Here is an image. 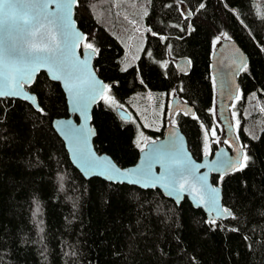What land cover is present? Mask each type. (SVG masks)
I'll list each match as a JSON object with an SVG mask.
<instances>
[{
    "label": "trees",
    "instance_id": "16d2710c",
    "mask_svg": "<svg viewBox=\"0 0 264 264\" xmlns=\"http://www.w3.org/2000/svg\"><path fill=\"white\" fill-rule=\"evenodd\" d=\"M137 13H144V47L125 67L126 49L114 33ZM75 18L87 34L82 47L97 50L105 95L131 115L121 118L103 100L93 111L97 150L124 167L163 136L169 120L198 159L230 148L212 56L222 41H237L248 63L230 110L248 166L213 175L231 211L214 224L187 198L177 205L159 189L85 179L52 125L69 116L65 94L40 73L28 90L42 112L0 100V264H264V0H78ZM181 58L191 64L185 74L176 68ZM174 97L195 113L170 116Z\"/></svg>",
    "mask_w": 264,
    "mask_h": 264
},
{
    "label": "water",
    "instance_id": "95a60500",
    "mask_svg": "<svg viewBox=\"0 0 264 264\" xmlns=\"http://www.w3.org/2000/svg\"><path fill=\"white\" fill-rule=\"evenodd\" d=\"M29 2L35 5L34 8L29 10V14H39L44 27L36 35H31V33L23 35L20 37V42L24 45L29 43L39 44L42 39L41 34L46 31H52L63 48L65 45L63 32L65 29L60 25L49 24L48 20H45L44 17L51 19L57 14L64 16L65 23L68 25L67 30L73 34L70 45L74 52L71 59L75 65V69L72 77L66 79L62 73L49 72L48 66L39 67L34 73H31L30 78L28 75L24 76V87L21 89V95L16 97H0V100H23L31 104L36 110H40L41 106L37 95L29 91L28 87L33 86L40 73H45L50 80L60 84L68 106L69 116L55 118L52 123L53 128L64 141L72 164L85 179L98 177L110 183L128 184L144 190L159 189L165 197L172 199L177 205H180L187 198L194 208L204 211L209 221L213 218H215V221H225L230 218L231 211L229 208L227 209L230 215H223L220 212V209L225 208L223 190L220 186L213 183L212 177L213 175H223L235 170L227 164L220 167L218 171L214 170L217 161L231 160L234 163H239L244 156L243 148L235 133L230 110L231 103L237 98L239 93V74L248 63V56L238 42L235 40L222 41L216 47L212 56V75L216 85L218 117L225 131L226 142L231 149L223 145L213 154H207L202 159H198L190 150L184 133L169 120L163 136L154 140L155 143L150 141L144 146V150L140 151L138 162L135 165L124 167L117 163L110 155L98 151L95 146L94 140L97 131L92 125L93 111L95 106L103 99L97 96L95 100H91V95L95 94L92 92V88H95V92L102 91L104 94H106L107 89H104L103 86L106 83L99 76L95 67L94 58L96 52L92 53L91 50L82 47L83 43L87 41V34L79 28L75 18L78 0H59L60 3L67 5V7L60 9H57L56 4L51 3V0H29ZM44 4H48L47 9L43 8ZM32 31H36V29H32ZM3 40V33L0 32V47H2ZM176 68L179 74L189 72L191 68L189 59L181 58L177 60ZM21 69L22 65L8 63L0 56V90H10L8 85L12 83L13 77L16 79L20 78L22 75ZM53 75H60L61 79L55 80L52 78ZM92 78L95 80L94 85L91 83ZM70 85L74 86L75 90L79 91L81 96L88 101L86 107L82 105L79 110L76 109V100L74 92L69 90ZM177 111H182L187 115L195 113L193 106L174 97L170 105V116ZM117 112L123 119L129 120L131 118L130 113L122 107H118ZM77 133H81V135L77 136ZM169 146L173 148V152L171 153L168 151ZM81 149L90 152L99 162V166L94 169L83 166L78 158V152ZM177 156L183 159L189 168L192 167L193 163L205 165L199 168L195 175L197 177L206 176L208 189H216L215 207L209 202L207 189L202 191L193 190L192 185H195L196 189H200L201 186L191 176L188 178L183 192L177 193L172 191L171 188L164 187L165 183H167L164 177L167 175L168 167L175 163ZM106 162L115 165L120 170V174L117 175L109 171ZM208 165H213V168L210 169ZM149 168L150 172H148L147 177L142 175V172L147 171ZM109 176H112V179H109ZM201 196H203V199H201Z\"/></svg>",
    "mask_w": 264,
    "mask_h": 264
},
{
    "label": "snow or ice",
    "instance_id": "6c2138e0",
    "mask_svg": "<svg viewBox=\"0 0 264 264\" xmlns=\"http://www.w3.org/2000/svg\"><path fill=\"white\" fill-rule=\"evenodd\" d=\"M51 3L56 4L57 9L67 7V5L60 3L59 0H51ZM35 5L31 4L29 0H0V32L3 33L4 40L2 47H0V56L5 59L8 63L13 65L20 64L22 65V75L19 79L13 77L12 83L8 85L10 90L4 91L0 90V97H16L21 95V89L24 87V76L28 75L30 78L31 73H34L39 67L48 66L49 72L52 73H62L66 79H70L73 75L75 65L72 62L71 57L74 55L72 51L70 42L72 40L73 34L67 30L68 25L65 23V17L59 14L54 15L51 19L44 17L45 20H48L49 24L60 25L65 29L63 32L65 45L62 48L60 42L57 41L55 35L52 31H46L41 34L42 39L41 43H29L24 45L20 42V37L31 33V35H36L41 28L44 27L39 14L30 15L29 10L34 8ZM48 4H44L43 8L47 9ZM204 4H199V8H203ZM36 29V31H32ZM88 50H91L92 53H95L97 50L93 47L91 43L85 45ZM53 79H61L60 75H53ZM91 83L94 85L95 80L92 78ZM104 89L108 88V85L103 86ZM70 91L74 92L76 104L75 107L77 110L83 105L86 107L87 100L81 96L79 91H76L74 86L69 87ZM92 92L95 93L91 95V100H95L97 96L103 99L105 104L116 105V101L113 100L110 96L104 94V92H95V88H92ZM42 112L43 109H40ZM195 118V117H193ZM207 130L205 135L207 136ZM212 136H215V130L211 132ZM81 133H77V136ZM153 143H155L153 141ZM144 149L141 148V151ZM159 151V150H157ZM168 151L173 152L172 146H169ZM208 154L207 152L205 153ZM78 158L80 159L83 166L87 168H96L99 166V162L95 157L88 151L83 149L79 150ZM249 156L244 155L241 162L234 163L231 160H219L215 164L214 170H219L220 167L225 164L229 165L231 168H234L236 171H242L245 167L248 166ZM108 164V162H106ZM205 165L194 164L189 168L183 161V159L178 156L175 159V163L168 167L167 175L164 179L167 181L164 187L171 188L174 192H183L185 189V184L188 181V178L193 177L197 183L200 184L201 188L196 189L195 185H192L194 191H202L207 189L209 194V202L215 207L217 191L216 189H208L207 187V177L195 175L196 171L199 168L204 167ZM210 169L213 168V165H208ZM108 170L114 174L119 175L120 170L115 167V165L108 164ZM150 168L142 172V175L147 177ZM112 179V176L108 177ZM222 179V177H221ZM219 183V180L217 181ZM179 199V197H177ZM203 199V196H201ZM221 214L230 215V212L227 208L220 209ZM215 218H213L210 223H215Z\"/></svg>",
    "mask_w": 264,
    "mask_h": 264
},
{
    "label": "rangeland",
    "instance_id": "374dc122",
    "mask_svg": "<svg viewBox=\"0 0 264 264\" xmlns=\"http://www.w3.org/2000/svg\"><path fill=\"white\" fill-rule=\"evenodd\" d=\"M125 3L129 5L130 0H125ZM134 15L132 14L130 17L128 16L129 18L125 22L123 21L122 24H119L114 33V35L119 39V41L122 42L126 49V59L124 62L125 67L130 65L132 61H135L137 58L140 57L144 47V13H137L136 16ZM113 106L115 108L122 107L117 103ZM222 139L226 141L225 131L222 136ZM144 140L145 142H147L148 138H144ZM220 144L223 145L222 142H220Z\"/></svg>",
    "mask_w": 264,
    "mask_h": 264
},
{
    "label": "flooded vegetation",
    "instance_id": "af4514ba",
    "mask_svg": "<svg viewBox=\"0 0 264 264\" xmlns=\"http://www.w3.org/2000/svg\"><path fill=\"white\" fill-rule=\"evenodd\" d=\"M224 146H225V145H224ZM229 149H231V148H229ZM202 158H203V157H202ZM202 158H201V159H202Z\"/></svg>",
    "mask_w": 264,
    "mask_h": 264
}]
</instances>
